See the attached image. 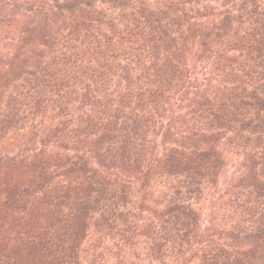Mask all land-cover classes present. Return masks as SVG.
<instances>
[{"label":"trees","instance_id":"16d2710c","mask_svg":"<svg viewBox=\"0 0 264 264\" xmlns=\"http://www.w3.org/2000/svg\"><path fill=\"white\" fill-rule=\"evenodd\" d=\"M0 264H264V0H0Z\"/></svg>","mask_w":264,"mask_h":264},{"label":"rangeland","instance_id":"374dc122","mask_svg":"<svg viewBox=\"0 0 264 264\" xmlns=\"http://www.w3.org/2000/svg\"><path fill=\"white\" fill-rule=\"evenodd\" d=\"M7 1L10 2V3H16V2H18V1H20V0H7ZM25 7L29 8V7H31V6H25Z\"/></svg>","mask_w":264,"mask_h":264}]
</instances>
